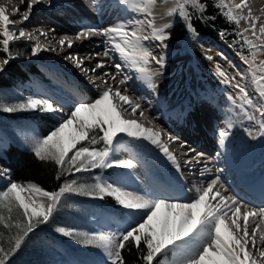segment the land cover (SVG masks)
Segmentation results:
<instances>
[{
  "label": "bare ground",
  "instance_id": "bare-ground-1",
  "mask_svg": "<svg viewBox=\"0 0 264 264\" xmlns=\"http://www.w3.org/2000/svg\"><path fill=\"white\" fill-rule=\"evenodd\" d=\"M170 2L0 0V28L35 45L40 79L27 102L69 126L116 116L108 143L126 188L107 190L130 212L152 211L158 234L170 238L166 250L177 249L172 264H264V133L193 83L187 54L162 51L161 42L183 29ZM243 4L264 25V0Z\"/></svg>",
  "mask_w": 264,
  "mask_h": 264
},
{
  "label": "rangeland",
  "instance_id": "rangeland-1",
  "mask_svg": "<svg viewBox=\"0 0 264 264\" xmlns=\"http://www.w3.org/2000/svg\"><path fill=\"white\" fill-rule=\"evenodd\" d=\"M223 1L231 15L236 18L245 38H249L248 44H253L250 41L256 42L255 46L261 55L259 70L256 73L264 74V25L260 26V21L255 23V20L248 17L244 0ZM170 3L173 14L170 16L175 18V22L183 26V29L181 28L178 36L176 32L172 39L165 38V43L161 42L162 51H168L171 56L187 54L192 64L186 66L193 73L190 74L194 77L193 83L202 90L217 93L218 97L224 98L234 108L235 114L254 126L256 131L264 133V75L262 79L258 78V75L246 66V61L227 47L219 46L211 40L187 35L185 22L175 17L177 1L171 0ZM15 23L17 22H11ZM21 35L20 31L16 32L10 26L6 29L0 28V46L4 52L2 55L11 57L9 54L15 50L19 53L16 60L18 65L30 70V66H33L39 71L41 63L35 58V45L27 42ZM14 43H21L29 50H19ZM26 57L27 59H24ZM0 60L1 79L5 61ZM40 61L44 62L46 58L41 57ZM25 76L26 81L14 79L10 82L2 79L0 82V150L6 147L11 138L34 153L48 152L54 156L61 168L70 174H67L66 183H63L59 190L47 192L31 184L13 181L9 172L0 165V206L4 215L10 216L11 213H16V207L20 208L24 214V220L21 219V222H24L27 233L33 232L32 234L37 236V245L32 241L25 245L28 259L32 260V252H38L50 262L49 264H80L77 258L83 259L84 262L109 264L121 241L131 236L134 241L144 243L147 264H172L177 249L166 250L170 238L165 234H158V223L155 217H152V211L141 213L142 215L131 211L136 216L132 219L128 214L131 213L128 209L132 205L128 207L126 203L113 197L109 188L107 190L108 185L116 183V189L126 188L122 183L126 174L122 167L112 161L108 143L112 129L116 127V116L111 114L107 123L101 118H80L74 125L69 126L67 120L61 116L33 101L27 102L33 99V94L27 90L34 87L37 78L29 73ZM186 88L190 91L189 87ZM36 114L52 120L45 132L35 127L37 119L32 116ZM137 121L139 123V120ZM71 126L76 129L75 133L70 129ZM90 127H96L99 138L104 140L103 146L98 144L103 147L101 151L85 148L86 129ZM257 147L259 148V145ZM141 150H137L138 156L144 154V149ZM106 168L112 169L109 176L103 175ZM130 179L128 184H133L134 179ZM218 189L216 185V190ZM136 195L139 198L144 197L138 192ZM184 203L189 205L192 202ZM118 208L119 211L116 210ZM124 209L127 212L123 211ZM15 220L18 226L20 220L17 216ZM15 244L16 247L25 244L21 243L20 234ZM204 250L205 247L202 252ZM39 258L33 257V261L36 262ZM22 260H25L23 256Z\"/></svg>",
  "mask_w": 264,
  "mask_h": 264
},
{
  "label": "trees",
  "instance_id": "trees-1",
  "mask_svg": "<svg viewBox=\"0 0 264 264\" xmlns=\"http://www.w3.org/2000/svg\"><path fill=\"white\" fill-rule=\"evenodd\" d=\"M176 1L177 11L175 16L180 21L185 22L187 35L211 40L219 46L227 47L241 56L246 61L250 71L258 75L256 72L259 70L261 55L255 46L256 42L250 41L253 44H248L249 38H245L244 33L237 24L236 18L231 15L223 0ZM14 44L19 50H29L22 46L21 43ZM3 53V48L0 46V59L5 61L3 67L4 75L0 82L3 80L12 82L14 79L24 81L26 73L33 72L17 64V54H19L17 51L14 50L11 53L12 55L9 54L11 57H5L2 55ZM30 67L34 69L33 66ZM261 72L263 71L261 70ZM263 75V73L259 74L258 78L262 79ZM32 118L37 119L35 127L41 132H45L52 123L50 118H42V115L39 114L32 116ZM85 141L87 142L85 148L88 150L97 149L101 151L103 148V141L99 138L96 127L86 129ZM99 143L102 146H98ZM53 157L48 152L34 153L10 138L6 147L0 150V165L9 172L12 180L17 183L31 184L47 192H55L60 189L63 183H66V178L70 174L63 170ZM103 172L109 175L112 169L106 168ZM15 209L16 213L5 216L2 206H0V264H49L50 262L45 260L44 256L38 252L32 253H34L33 257H40L39 260L34 262L33 257L32 260L28 259L25 245L27 243L29 245L31 241L37 245V236L32 234L33 232L27 233L24 222H21V219L24 220V214L20 208L16 207ZM16 216L20 220L18 226L15 224L17 222L15 220ZM20 223L21 226H19ZM19 234L21 243L25 242V244L16 247L15 240ZM145 255L144 243L136 242L131 236H128L121 241L109 264H147ZM22 256L25 260H22ZM76 260L80 264H95L94 261L84 262L80 258Z\"/></svg>",
  "mask_w": 264,
  "mask_h": 264
}]
</instances>
